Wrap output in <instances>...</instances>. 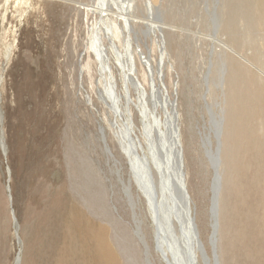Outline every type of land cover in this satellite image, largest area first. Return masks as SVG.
I'll list each match as a JSON object with an SVG mask.
<instances>
[{"label": "rangeland", "instance_id": "374dc122", "mask_svg": "<svg viewBox=\"0 0 264 264\" xmlns=\"http://www.w3.org/2000/svg\"><path fill=\"white\" fill-rule=\"evenodd\" d=\"M83 2L88 0H0V264H15L17 258L18 264H165L148 210V200L159 210L164 201L156 194L160 175L153 184L141 162L128 169L127 143L101 98L107 86L90 43L96 17L78 7ZM153 5L151 19L169 27L162 31V81L176 99L184 184L204 255L194 248L193 236L192 247L179 243L174 249L184 262V248H194L197 259L189 264H202V257L210 260L213 254L218 264H264V0H153ZM144 12L139 2L136 14ZM142 29L135 26L136 39L143 52L152 51L156 66L155 38ZM209 36L223 49L212 53ZM122 38L116 40L120 49L126 47ZM227 57L234 58L230 66H239L237 87ZM110 65L122 118L130 113L144 142L134 94L130 91L132 102L123 96L121 64L113 56ZM205 101L215 109L221 132L213 245V171L203 140L210 134L216 151L217 139ZM117 124L129 132L124 120ZM164 225L169 247L179 235L178 223Z\"/></svg>", "mask_w": 264, "mask_h": 264}, {"label": "bare ground", "instance_id": "6f19581e", "mask_svg": "<svg viewBox=\"0 0 264 264\" xmlns=\"http://www.w3.org/2000/svg\"><path fill=\"white\" fill-rule=\"evenodd\" d=\"M7 1L8 0H4V2H7ZM13 1H16L17 3L21 2V0H13ZM33 1H36V0H29V2L31 3ZM139 2L142 3L143 8L145 10L144 12L145 14L143 13L144 15L142 16H138L136 14L137 9L139 8ZM77 5L80 9H82L83 12L90 13L91 16L93 15L96 17V22L91 28L90 43L92 47L94 48V52L96 53L97 58L99 59L100 63H98V66L102 68L98 70L99 71L98 74L100 75L102 79H104V83L107 86L106 90L108 92V95H105L104 91L101 90V98L104 103V107L111 113L115 129L117 126V129L121 130V133L123 134L122 140L125 142V144L126 143L128 144V145L123 144V146H124V151L129 159L130 166L132 167V164L134 161L141 162L142 171H143L144 176L148 179V173H149L151 181L154 184L155 180H157L158 174L160 175L159 164L155 163V158H154V152L158 150L159 146L165 145L166 148L170 150V152L176 146L177 153L180 156V161H181L180 165L183 168V154H182L181 144L179 142V125H178V118H177V111H176V99L175 98L172 99L171 96L168 95L166 86L164 82L162 81L163 60L166 58L165 49L161 47L162 44L164 47V38L162 36V31L167 26L158 24V22H155L151 19L154 13L153 0L152 1L151 0H88V3L87 2L77 3ZM86 13H85V16H86ZM138 24H141L142 27L144 28L141 31L143 35L145 36L152 35V37L155 38L154 42L158 46V54H159L156 66L152 63V54H151L152 51L149 49V47L146 49V52H143L141 49V46L138 44V41L136 38L140 34L138 33V31L135 30V26ZM121 35H123V38L120 40H123L126 45L124 49H120L117 46L118 42L116 40ZM203 38L207 39V35L206 37H203ZM104 39L107 40V44L104 42ZM208 40L212 42V53H216L218 52V50L223 49V47L219 46L218 44L214 42V39L211 36H209ZM230 51L232 52L231 49ZM113 56H115V58L121 64V72H122L121 75L124 80L123 96L126 98L127 101L130 100L132 102L130 91H132L134 94V103H133L134 106L133 107L136 110V113L140 120L139 121L140 127H141L140 137L143 139L144 142L140 140L139 136L133 130V123H132L130 113H128L127 111L126 120L122 118V107L120 104V100L118 98L117 88L115 86V80L113 79V76L111 75V65L110 64H111V60L113 59ZM227 60L228 61L226 65H228L229 67V68L227 67L228 68L227 71H229L230 75L231 74L240 75V70L237 69L239 68L238 65H236L238 67H234L233 65L230 66V64L234 61V58L227 57ZM242 60H245V62L247 61L246 59H243V58ZM250 77L251 78L257 77L256 78L257 80H259L260 78L259 76H256L254 74L250 75ZM234 78L235 79H232V80L235 83V87H237L239 83V78H237L236 75ZM256 83L255 85L253 84L254 89H255L254 92H258V89H257L258 85H256ZM242 84H244L245 86L246 81L245 80L242 81L240 85ZM206 86L209 92L210 89H209L208 84H206ZM247 86L249 85L247 84ZM176 87H177V83H176ZM222 91H224V89ZM127 93H128V96H127ZM203 96H205V94ZM108 97L110 101H108ZM205 103L207 104V109L208 110L211 109L209 129L210 131L213 132V134L215 135L217 139L216 140L217 142L216 151L213 150V147L211 145L212 142H211V139H209L210 134L205 135L204 136L205 141L203 140V143L207 144V146L205 147V154L207 156L210 167L213 171L212 183H211V189H210V192H211L210 202L211 203L209 206V215H210V220H211V224H210L211 233L209 236V241L211 245H213L214 240L216 238L215 235L217 233V217L219 214L218 204L220 200L219 198V195H220L219 187L220 186L218 187V184L220 182V175H221L222 169H221V163H220V150H218L220 149L218 135L221 136V132L219 133V128H218V124L220 122L218 123L216 119L214 118V111H213L214 108H211V107L208 108L209 105L207 101H205ZM224 105L225 104H223V106ZM232 105H233V102H232ZM120 119H122V121L124 120V125L128 128L129 132H127L125 129H122L121 126L117 124V122ZM189 130H192L191 124L189 125ZM159 133H162L160 135V139H156L155 136L156 134H159ZM229 158L230 157H228V159ZM182 168H181V174L183 177ZM183 182H184V178H183ZM160 186H161V183L157 187L159 189V192L156 191V194H160L162 198L165 199L166 196H163L161 194ZM7 188L6 190L8 192L9 190ZM144 189L145 191H147L146 188ZM147 195L150 198V195L149 194ZM148 205H149L148 210L151 213V208H153L154 205L151 204V201L149 202V200H148ZM163 205L164 203H162L160 210L158 207L154 206L156 211L155 212L152 211L151 213L154 224H155L154 230L156 231L157 243L159 244V248H160L163 261L166 264H170L172 262L175 264L174 258L173 260L169 258L170 255L174 257L173 252L176 249L175 245L177 246L180 243L184 247L187 246L186 241L193 240L191 236L195 238L198 247H199L200 242L198 239V235L196 234V229H195L196 227L193 228V216H192L193 209L191 207L190 199L188 202V206L184 207V209L187 210V214H185L184 216L189 215L190 218H185V220L183 221H181L179 218H176V217L171 218V216L174 214L169 211L165 212V210L162 208ZM167 217L171 219L166 220L165 218ZM167 221L168 223H166ZM173 223H178V232H180V234L183 235L186 239L184 240L183 238H181L179 236L180 234L178 236H175L174 243L173 245H171L173 248H171V246L168 247V240H166L165 230H168V228L164 224H166L169 227L173 225ZM158 235L161 237L160 239L158 238ZM198 247H194V248L200 250V248ZM194 248L191 251V255L192 253L195 254ZM192 257L194 259H197V254L193 255ZM207 258L206 259L202 258L203 263L200 260L201 263L209 264L210 260H211L210 264H212V260L214 262L213 255H212V259L209 260ZM191 264H197V260L191 261Z\"/></svg>", "mask_w": 264, "mask_h": 264}, {"label": "water", "instance_id": "95a60500", "mask_svg": "<svg viewBox=\"0 0 264 264\" xmlns=\"http://www.w3.org/2000/svg\"><path fill=\"white\" fill-rule=\"evenodd\" d=\"M102 140H104L103 136H102ZM120 149H121V147H120ZM154 158H155V163L159 164V172H160L159 180L161 183L160 191H161V194L163 196H166L164 201H162L164 203L162 208L165 210V212H168V211L172 212L174 214V216L176 218H179L181 221L185 220V218H190L189 215L184 216L185 214H187V210H185L184 207L188 206L189 196H187L186 187L183 184L184 182H183V177L181 174V168L182 167L180 165L181 161H180V156L177 153L176 146H175V148L172 149L171 152H170V150H168L166 148L165 145L159 146L158 150H156V152H154ZM127 164L129 165L128 169L130 170L131 167H130V163L128 161H127ZM7 174H8V170H7ZM162 175H163V177H162ZM133 182H134V185L137 186V184L134 180H133ZM152 211H154V212L156 211L155 207L151 208V213H152ZM194 227H195V224H194V220H193V228ZM154 233H156V231ZM179 234H180V232H179ZM179 236L181 238H183L184 240L186 239L181 234ZM155 245H156V240H155ZM186 245L188 247H192L193 243H192V241H186ZM199 248H200L202 255H204L200 243H199ZM173 255L176 259H178L177 264H189L190 260L192 259V256L195 254L192 253V255H191V251L189 249H187L185 251V248H184L183 255H185L186 258L188 259L186 261V259L184 257V262L182 260L181 254L178 255V253L176 251H174ZM213 257H214V262H212V264H218V261H217L215 254H213ZM202 258L206 259V257H202ZM170 259L173 260L172 255H170ZM18 263H19V261L17 258L15 261V264H18ZM172 263H170V264H172Z\"/></svg>", "mask_w": 264, "mask_h": 264}]
</instances>
